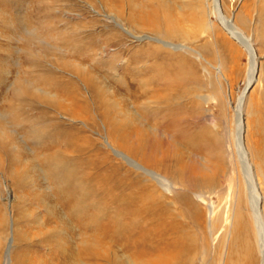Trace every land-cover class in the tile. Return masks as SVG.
I'll return each instance as SVG.
<instances>
[{
    "label": "rangeland",
    "instance_id": "obj_1",
    "mask_svg": "<svg viewBox=\"0 0 264 264\" xmlns=\"http://www.w3.org/2000/svg\"><path fill=\"white\" fill-rule=\"evenodd\" d=\"M195 1L197 3V0H117L110 4L107 0H19L18 14L24 24L20 32L22 35L20 33L18 35L16 30L13 31L7 26L0 36V54L4 58L7 57L9 65L6 81L10 84L16 70L20 71L21 77L25 80L33 81L47 76L56 81L63 80L62 86L52 91L53 94L58 93L54 99L57 103H52V100L46 101L49 98L42 100L35 98L33 107L26 108L25 113L39 117L44 110L48 116L52 115L61 123V128L69 129V133H66L71 136L69 141L72 147H64L63 140L53 142L51 140L53 130L48 125V133L33 138L31 134L34 133V128L41 123L44 124L43 122L16 127L17 133L4 140L5 151L0 154V264H15L16 247L21 253L26 251L25 254L29 258L40 254L42 262L54 264L48 260L52 254L49 247L36 243L45 237L43 234L45 229L58 228L61 232L66 230L68 232L69 229L65 226L66 219L63 223L51 219L46 206L39 200L41 198L35 197L36 189L32 182L42 184L38 187L40 192L47 191L45 177L38 175L37 167L44 168L42 160L55 149L64 153L62 156L71 157L69 161L72 163L75 162V156L82 147L86 165L103 163V167L108 168L122 165L126 169L138 172L130 162L135 165L142 164L145 168L166 177V186L174 191L179 190L180 186L171 177H167L151 164L142 163L143 159L135 152H131L132 148L137 147L145 138L147 145L145 149L150 150L151 145L161 139L164 141L165 151L178 156L183 154L186 161L197 154L195 149L183 142L181 137H177L171 128L164 134L156 131L161 125L167 124L165 123L167 112L183 113L188 120L186 123L183 122V131L194 141L202 132L201 126L204 124L214 135L228 130L232 134L235 133L236 108L247 85L250 71L249 54L231 37L218 17H212L214 23L204 34L201 21L199 18L195 19L193 14ZM219 3L223 15L250 39L257 54V77L245 92L243 104L245 125L243 142L249 154L250 174L246 176L247 180L242 176L241 179L237 178L238 181L235 180L229 199L211 193L213 189L208 187L194 191L204 198L200 200L194 194L192 198L198 207H185L186 213L183 214L185 215L183 218L187 221L198 220L199 224H202V235L209 243V251L203 254L201 249L197 255H192L191 259H184L181 263L214 264L221 255L222 264L224 262L227 264L226 257L232 259L231 264H264V249L259 241L248 188L246 194V187L250 184L254 204L262 217L264 228V0H219ZM5 12L9 20H14L17 16L10 8ZM153 16L160 17V21L158 20L160 24L151 26L150 22H147V19ZM27 33L39 35L43 40L42 44L28 45ZM164 42L168 45L166 46ZM17 50L20 52L16 53ZM30 51L38 55L37 63L28 62L27 59L31 57ZM84 53L87 56L85 59ZM114 59L118 64L117 73L108 69L109 61ZM31 63L36 64L31 66ZM76 64L82 66L80 70L85 67L86 72L99 75L109 88L112 86L114 101L119 106L115 107L118 116L116 128L123 129L122 134L114 125L111 127L97 114L95 126L88 119L87 112L79 109L77 111L80 114L75 118L76 116L66 111V108H57L59 103L69 104L68 109L73 108L67 99L71 89L64 82L70 78L77 80L81 94L87 99L90 98L84 82L77 77L82 72L76 69ZM126 65L129 67L127 71ZM134 66L136 70H133ZM135 71L141 73L142 80L148 79L156 72L171 77L179 75L185 80L182 79L184 82L182 81L177 95L171 100L169 94L175 93L174 90L162 89L155 95L156 92L151 91L150 83L143 85L138 83L129 93L126 88H122L123 81L129 82L133 79L136 76ZM113 77L119 80L116 81ZM109 82L112 83L111 86ZM37 85L42 87L41 83ZM134 90H141L142 95H146L137 99ZM175 98L179 99L177 100L179 104L175 103L177 102ZM94 107L93 103V109ZM7 108L11 109V106ZM93 112L95 113V110ZM22 117L31 123L27 116ZM51 120L49 118L48 122ZM188 123L193 125V128L186 129ZM79 128L82 130L81 133H77ZM96 157L99 158L96 160ZM209 171L211 172V169ZM22 176L24 177L21 184L27 187L15 196L16 188L13 182ZM239 186L243 187L238 188V195L240 197L243 195L242 210L245 214L246 230L235 224L239 196L234 191ZM82 190H85L83 197L89 195L88 185ZM179 199L185 200L183 195ZM57 207L56 211L63 212V216L69 218L67 221L71 224L70 228L79 231L75 215L70 213L69 208L66 209L62 205L61 208ZM226 215L230 218V224L227 225ZM208 219L211 222L210 229L207 227ZM42 223H46V228L41 225ZM190 230L196 234L197 242L202 243V236L196 228L191 227ZM87 233L86 239L90 244L93 232ZM20 235H23L21 241ZM113 235L115 236L114 233H108V236H103L106 246L112 249L107 247L105 252L104 248L101 249L99 252L101 260L98 264H119V257L128 258L130 253L124 248L122 240H116L118 242L114 244L116 238ZM224 236L226 241L221 246ZM27 242L34 244L26 248ZM231 251L233 254L229 253ZM84 261L91 264L88 259ZM55 264L59 262L55 261Z\"/></svg>",
    "mask_w": 264,
    "mask_h": 264
},
{
    "label": "bare ground",
    "instance_id": "obj_2",
    "mask_svg": "<svg viewBox=\"0 0 264 264\" xmlns=\"http://www.w3.org/2000/svg\"><path fill=\"white\" fill-rule=\"evenodd\" d=\"M107 1H109L110 4H113L117 0ZM194 4L193 14L195 19L199 18L201 21L203 33L208 31L210 25L214 23L212 17H218L231 37L238 41L249 54L250 71L247 85L244 88L243 94L236 108L235 133L232 134L231 131L229 132L228 130L222 134L216 135L215 133L214 135L204 124L201 126L202 132L194 141L183 131V124L186 123L187 120L183 113L178 112L176 114H170L171 111L167 112L165 119V123L167 124L161 125L156 131L160 134H164L171 128L174 131V134L177 137H181L183 142L191 145L197 154L195 153V156H192L186 161L185 157L182 156L183 154L178 156L174 153H168L165 151L163 148L164 141L161 139L154 142L151 145L150 150L148 148L147 150L145 149L147 146L145 144L146 141H144L145 138L142 139L143 141L139 143L137 147H133L132 150H130L143 159L142 163L145 162V164H151V166H155L167 177H171V179L180 186L179 190L174 191L166 186V177L145 168L142 164L135 165L133 162L129 161L138 172L126 169L122 167V165L109 167L112 169L103 167V163L86 165L82 156V151L84 150L82 147H80L79 154L75 156L74 163L69 161L71 157L67 155L62 156L64 153H61L57 149L49 153L46 156L47 158L44 157L42 160L44 168L40 166L37 167L38 175L42 178L43 176L45 177L44 181L47 184V191L40 192L38 187L42 184L38 185L37 182H32V186L36 189L35 197L41 198L39 200H41L40 202L44 203L46 206L47 212L51 215V219L55 222L61 223L66 219L65 226L69 229L68 232L67 230L66 232H61V229L59 230L58 228H52V230L45 229L46 231L43 232L45 237L36 243H39L41 246L46 245L49 247L50 251H52L51 259H48L50 260V263L53 261L52 263L55 264V261H58L59 264H86L84 259H88L91 261V264H98L99 260H101V255L99 253L101 249L104 248V252L108 248L112 249L110 246H106V241H103V236H108V233L115 234V236L113 235L116 238L114 244L118 242L116 240H122L124 248L130 253L128 254L127 259L119 257V264H182V260L191 259V256L195 254L197 255L201 249L204 252L203 254L209 251V243L202 235V224H199V221L194 219L190 221L185 220V218H183L185 215L183 214L186 213L185 207H198V204L195 203L192 198L194 194L200 200L201 198H204L200 194L194 192L197 189L208 187L209 189H213L211 190V193L218 194L220 198L229 199L232 192L231 189L235 185V180L237 178L241 179V176L247 180L246 176H249L250 174V163L246 144L243 142L245 129L243 121V104L245 92H247L250 85L256 80L258 65L255 47L250 39L246 38L242 32L232 24V21L223 15L219 0H197V3L195 1ZM8 8H10L11 12H14L15 15L17 14V16L14 17V20L8 19V14L5 12ZM19 10V0H0V36L3 34L7 26L13 31L16 30L18 35L22 32L21 29L24 24L21 22L22 19L20 14H18ZM159 18L160 17L153 16V18L150 17V19H147V22H150L151 26H155L156 24H160L158 22ZM167 22L168 21H166V24L168 26ZM20 34L22 35V33ZM19 38L20 36L18 39ZM26 41L28 45L31 43L42 44L43 42L41 37H39V35L37 36L35 33H27ZM164 44L166 46L168 45V43L165 42ZM18 51L19 50H17L16 53L20 52ZM29 56L31 57L27 59L28 62L36 61L37 63V54L30 51ZM83 56H85V53ZM86 57L87 56H85L84 59ZM90 57H92V55ZM115 62V59L109 61L108 69L117 73L118 64ZM35 64L31 63L30 65L33 66ZM64 65H66V63H64ZM8 66L7 57L4 58L3 55L0 54V154L5 151V148H3L4 140L10 139L15 133H17L15 129L16 127L21 128V125L23 124L34 125L35 122H43L44 124L41 123L38 127L34 128V133L31 134L33 138L42 137L46 132L48 133V125L50 129L53 130L51 133V140L53 142L55 140H58L57 142L63 140L65 143L64 147H72V143L69 141L71 136L66 133H69V129L66 130V128H61V123L56 121L52 115L48 116L47 113H44V110L41 111L39 117L29 116V113H25L26 108L33 107V101H35V98H38L39 100L49 98V100L46 101L52 100V103H57L54 99L58 96V93L53 94L52 91L57 88L59 89V87L62 86L61 83L63 80L56 81V79L49 76L41 77L40 79H33V81L25 80L21 77L20 71L16 70L12 76V81L8 84L6 81L8 78ZM75 66L79 72H82H80V76L77 75V77L84 82L90 98H85L81 94V88L78 87L77 80L70 78L66 81L64 80V82H66L71 89L68 93L69 98L67 99L70 100L69 103L72 104L73 108L68 109L67 106L69 104L63 105L62 103H59L57 108H66V111L70 112L73 116H76L75 118L80 114L77 110L80 109V111L87 112V114L89 113L88 119L95 124V126L97 124L96 118L98 115L111 127L114 125V128L122 134L123 129L118 126V128H116V117L118 116L115 107L119 108V106L114 101V95L111 92V90H113L111 88L112 83L109 82V85L111 86L109 88L99 75L86 72L85 67V70L84 68L80 70L82 66L79 64H76ZM128 66L125 68L126 71L129 68ZM133 70H136L135 66ZM134 75L136 76L129 80V82L123 81L124 87L122 88H126L130 93V91H133L132 89L136 84L142 83L143 85L150 83L151 91L152 93L156 92L155 95L162 91V89L168 91L174 90L175 93L169 94V100H171L174 95H177L176 92L178 93V88L184 82L183 80H185V78H181L179 75L171 77L159 72H156L146 80L140 78L141 73L138 71H135ZM114 79L116 81L119 80L117 78ZM110 81H112V79H110ZM40 83L42 84V87L37 85ZM149 90L150 89L148 88L147 91ZM142 94L143 92L141 90H134V96L137 97V99L146 95ZM171 94L172 96H170ZM174 100L177 101L179 99L175 98ZM93 103L95 104L94 109ZM175 103L179 104L180 102L178 103L177 101ZM8 106H11V109H8ZM91 109L93 111L95 110V113L93 111L91 112ZM154 113L156 112L154 111ZM22 115L27 116L31 123L27 122ZM49 118L52 119L50 122H48ZM187 128H193V125L188 123L186 129ZM186 129L185 131H188ZM81 132L82 130L79 128L77 133ZM96 145L97 143L95 146ZM200 154H203L204 156L199 157ZM91 158L93 159V157ZM98 158L99 157H96V160ZM210 169L211 172L209 171ZM49 170H52V172L50 173ZM23 177L24 176L21 178L19 177L13 182V185L16 188L15 196L27 187L21 184V179ZM239 179H237V181ZM86 185H88L90 189L88 193L89 195L83 197L85 190H82V188H85ZM225 186L227 188L226 191ZM238 188L241 189L243 187H237V191H234L237 192V195L239 192ZM247 188L249 189V196L251 199V209L258 227L259 241L261 247L264 249V228L262 217L257 212L254 204L252 186L248 184V187H246V194ZM214 189L217 191H214ZM181 195L184 196V201L179 199ZM87 199H89L88 202ZM238 199V208L235 212L237 221H235V224L236 226L241 225V227L246 230V219L244 211L242 210V204L244 202L243 195L241 197L239 196ZM57 205L59 206L57 207ZM60 205L64 208L66 207V209L69 208L70 213L75 215L74 217L76 218L75 220L78 224V229L81 231L70 228L71 224L67 221L69 218L67 219L66 215L63 216V212L59 210L56 211V207L59 208ZM229 219V216L226 215L225 225L230 224ZM210 223V219H208V229L211 228ZM41 225L46 228V223H42ZM191 227L196 228L198 233L202 236V243L197 242L195 238L196 234L190 232ZM234 230L236 231V228H234ZM87 231L93 232L90 244H88L89 241L87 242L86 239V236L89 233H87ZM225 236L223 242H221L222 244L220 243L221 246L225 244ZM22 237L23 235L19 236L20 241ZM27 243L28 245L25 244L26 248L34 244ZM228 245L230 244L228 243ZM25 253L26 251L21 253L19 248L16 247L15 264H45L42 262L40 254L29 258ZM229 253H232V251ZM226 260H228L227 264L232 263V259L229 260L226 257ZM214 264H222L221 255L217 261H214Z\"/></svg>",
    "mask_w": 264,
    "mask_h": 264
}]
</instances>
